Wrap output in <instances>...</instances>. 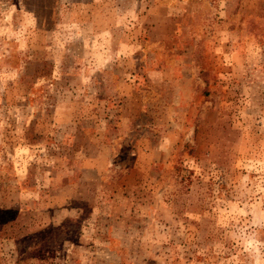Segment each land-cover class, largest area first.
<instances>
[{"label":"rangeland","instance_id":"1","mask_svg":"<svg viewBox=\"0 0 264 264\" xmlns=\"http://www.w3.org/2000/svg\"><path fill=\"white\" fill-rule=\"evenodd\" d=\"M0 264H264V0H0Z\"/></svg>","mask_w":264,"mask_h":264}]
</instances>
